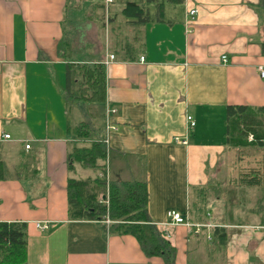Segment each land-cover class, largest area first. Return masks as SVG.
I'll return each mask as SVG.
<instances>
[{
    "label": "crops",
    "instance_id": "1",
    "mask_svg": "<svg viewBox=\"0 0 264 264\" xmlns=\"http://www.w3.org/2000/svg\"><path fill=\"white\" fill-rule=\"evenodd\" d=\"M127 1L153 19L125 17ZM95 62L106 74L99 116L65 97L68 65ZM261 67L264 0H0V221L26 222L27 264H167L109 218L69 216L68 179L102 175L73 158L96 139L107 183L144 182L176 263L264 264V186L241 166L258 151L233 146L226 122L228 106L264 108ZM80 123L90 136L69 130Z\"/></svg>",
    "mask_w": 264,
    "mask_h": 264
},
{
    "label": "trees",
    "instance_id": "2",
    "mask_svg": "<svg viewBox=\"0 0 264 264\" xmlns=\"http://www.w3.org/2000/svg\"><path fill=\"white\" fill-rule=\"evenodd\" d=\"M147 2L152 0H146ZM181 2L182 0H173ZM140 3L127 1L122 10L125 17L140 21L152 20L144 16ZM146 15V13L144 14ZM105 65L103 62L70 63L67 68L65 97L69 105L90 104L98 110L104 108L105 102ZM98 109V110H97ZM252 113L243 105H231L226 110L227 132L233 146L258 147L264 149V108H257ZM103 117V113L101 115ZM77 131L79 137L90 136L87 126L80 123L69 130ZM84 129V133L82 130ZM86 130V131H85ZM251 134L253 139L248 140ZM73 158L79 159L91 167H98L103 172L94 178H69L67 183L69 216L72 219L111 220V228L118 233H129L136 237L148 255L162 256L167 264L175 262V249L155 225L151 224L147 215V196L142 181L124 182L106 178L107 152L103 141L92 140L87 147H77ZM103 161L98 164L97 161ZM5 177V164L0 159V179ZM248 177V178H247ZM248 184H261L256 173L245 175ZM200 193V189L197 190ZM103 196L105 199L103 200ZM108 200V201H106ZM201 201V200H200ZM193 207L203 211L205 205L193 202ZM215 239L223 244L227 233L225 228L216 227ZM27 224L23 221H0V264H27Z\"/></svg>",
    "mask_w": 264,
    "mask_h": 264
},
{
    "label": "rangeland",
    "instance_id": "3",
    "mask_svg": "<svg viewBox=\"0 0 264 264\" xmlns=\"http://www.w3.org/2000/svg\"><path fill=\"white\" fill-rule=\"evenodd\" d=\"M244 151L248 153H253L254 151H258L257 154L253 157H246L245 161L242 162L241 166L243 167V173L245 175L251 176L252 173H256L258 178L262 180L263 186H264V149H258V147H246L243 149ZM258 192H255V190H252V192L247 189L246 190V199L250 195L251 197L254 194H257ZM232 218H236L233 216ZM234 220V219H233Z\"/></svg>",
    "mask_w": 264,
    "mask_h": 264
},
{
    "label": "built area",
    "instance_id": "4",
    "mask_svg": "<svg viewBox=\"0 0 264 264\" xmlns=\"http://www.w3.org/2000/svg\"><path fill=\"white\" fill-rule=\"evenodd\" d=\"M104 2L106 4H108V3L113 2V0H104ZM196 12H197V9L196 8L189 10V15L192 17L191 19H193V16L196 14ZM112 59H113V55L110 54L109 55V60H112ZM223 59L225 60V56H223ZM259 72H260V76L262 78H264V68L261 67L259 69ZM187 123H188L189 126H193L194 125V121H193V119L190 116H187ZM5 137L8 138L9 135L7 134V135H5ZM249 139L250 140L252 139V135H249ZM182 142L185 143L186 141L185 140H182ZM26 147H29V145H26ZM167 215H168L169 221L172 224H175V225H178V224L191 225V223L188 221L187 218L181 216V214L178 213V212H176V211H169L167 213ZM38 226L41 227V228L46 227V225H38Z\"/></svg>",
    "mask_w": 264,
    "mask_h": 264
}]
</instances>
